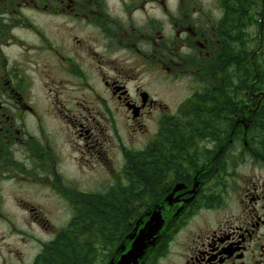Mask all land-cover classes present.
Instances as JSON below:
<instances>
[{
    "label": "flooded vegetation",
    "instance_id": "af4514ba",
    "mask_svg": "<svg viewBox=\"0 0 264 264\" xmlns=\"http://www.w3.org/2000/svg\"><path fill=\"white\" fill-rule=\"evenodd\" d=\"M262 50L264 0H0V264H41L58 234L31 194L74 208L88 177L104 195L135 185L136 151L157 163L174 127L180 164L151 204L176 184L193 199L143 264H264V139L247 138L264 119V72L248 68ZM151 75L193 77L192 102L173 117Z\"/></svg>",
    "mask_w": 264,
    "mask_h": 264
},
{
    "label": "trees",
    "instance_id": "16d2710c",
    "mask_svg": "<svg viewBox=\"0 0 264 264\" xmlns=\"http://www.w3.org/2000/svg\"><path fill=\"white\" fill-rule=\"evenodd\" d=\"M251 76L256 79L254 72H251ZM261 81L264 85V78L261 79ZM205 101L207 100L205 99ZM196 110H202V107H199V109ZM195 116L201 115L193 114L191 117ZM253 117L261 118V115L255 114ZM257 122H260V125L263 124L262 121ZM178 132L179 131L176 127L169 128L168 133L172 136H168L166 152L163 157H161V155L159 156L157 163L153 161L149 165L146 161L144 152L140 154L141 156H138V159L142 158L143 162L140 161L135 168V174L133 176L135 178H133V184L135 185L123 187L119 195L116 193L105 195L102 204L99 205V207H103L105 213L109 211V213H112L113 215L117 214L119 217L125 216L127 213V220L131 221V218L128 215L133 209L137 211L138 216L141 215L145 208L149 206V198H154L160 194L161 189L158 187V183L161 182L165 175H167L166 177L169 180L168 172H170L171 168H175L176 170L177 166L180 164L179 158L182 155L179 152L177 140ZM183 136L184 148L187 149V147L189 148V144L194 143L195 137L194 135L193 137L187 136L186 131ZM160 158L164 162L161 163ZM177 175H179V172H176V176ZM140 199L145 202H141ZM97 206L98 205L95 207L97 208ZM141 208L144 209L141 210ZM78 210L80 213L86 212L88 214L95 212H90L91 210L85 208H82L81 210L79 206ZM73 223L69 225L71 227L68 226L67 228H63L49 246H45L43 253H41L39 257L41 264H96L98 262L97 256L99 247H94L97 242L95 239L103 238L105 240V245H109L106 240L111 239L113 240L112 245H116L115 241L118 242L121 240V238H123V236L129 231V229L124 230V232L120 230L119 234L116 235L115 230L109 228L110 223H113L112 220H105L102 223H98L90 219H79ZM115 227L117 226L115 225ZM87 231L90 232V234H87ZM84 235H89L88 239H84ZM112 254L113 250H109V252L106 253V257L108 258Z\"/></svg>",
    "mask_w": 264,
    "mask_h": 264
},
{
    "label": "rangeland",
    "instance_id": "374dc122",
    "mask_svg": "<svg viewBox=\"0 0 264 264\" xmlns=\"http://www.w3.org/2000/svg\"><path fill=\"white\" fill-rule=\"evenodd\" d=\"M250 64V66H249ZM259 67V72H264V50H262L261 54H260V58H256L254 59V63L253 60L249 57L248 60V68L249 72H253L254 68H258ZM223 70H221L222 72ZM152 72H159L157 69L153 68ZM150 81L147 84L149 89L151 91L154 92H162L164 94V96L166 97V102L169 105V110L168 113H170V115H176L178 113V111L180 110V108H182L183 110H185L184 106H182L184 103L189 104V102H192L193 100V93L191 92V89L193 88V84H194V78L184 75L181 76L178 80H168L167 82H160V81H156V78L154 76H150L149 77ZM254 79V77L252 78V80ZM191 93V94H190ZM38 95H39V100L43 101V94L41 92V90L38 91ZM191 95V97H190ZM191 98V99H189ZM250 118V117H249ZM256 118V117H255ZM259 118V117H258ZM252 120V119H251ZM263 124L260 125V122H256L254 124H252V126L250 127L249 131H248V137L250 138V134H255V133H259L261 134V137L264 139V119H263ZM121 134L122 136H124V140L125 138V130L121 129ZM142 138L141 139H137L136 141V148H142L143 144H142ZM201 142V141H200ZM252 142V140H250V143ZM143 151H136V159L143 162L142 158L138 159V156H141L140 154ZM121 164L122 161L120 160ZM120 164V165H121ZM122 166V165H121ZM140 166V165H138ZM132 174L134 175V169L131 170ZM104 175V180L108 181V182H112L113 180H108L107 179V175L106 173L103 174ZM175 177V172L174 170H171L170 172H168V178L169 180H173V178ZM115 179V177H114ZM83 189L88 191L87 192V196H88V200L85 203L82 204H78V205H74L72 208L70 204H67L66 202H64L63 198L60 197L57 194H48V195H43L39 192H35L33 194L30 195V198L33 199L35 202H37L44 211V215L46 216V218H48L47 222H49V224H51L52 226L55 227V231L57 229H62V228H67L69 225H71L74 221H78L79 219H84V220H92V221H96L98 223H102L105 220H112L113 223H110V227L111 229L115 230L116 235L119 234V231L121 230L122 232H124V230H128L130 231L131 227L130 223L131 222H135L136 220H139L141 218L142 215H137V211L136 210H132L128 216H130L131 221L127 220V213L125 214V216H121L119 217L117 214L113 215L112 213H109V211H107L105 213V211L103 210V207H99V205L102 204L101 200H104V194H106L107 192V186H105L103 189L100 190V188H98L95 183L91 182V179L88 177L87 180H85V182L82 184ZM194 188V187H193ZM123 188H120L119 190L116 191H112L111 193H116V194H120L121 190ZM105 191L104 194H102L100 191ZM96 191V194H92ZM192 193L193 190L191 191ZM96 195L95 197H93L92 201L90 199V197ZM159 195H157L156 197L152 198V201L150 202V204L158 197ZM141 202H145L144 200L140 199ZM148 201V200H147ZM96 205L97 208L95 207ZM78 206L80 207V209L82 210V208L95 211L94 213H80L78 210ZM95 207V208H94ZM150 206H147V209ZM91 208V209H90ZM144 208H141V210H143ZM146 209V208H145ZM104 211V212H103ZM145 211V210H144ZM143 211V212H144ZM142 212V213H143ZM141 213V214H142ZM92 214V216H91ZM110 215V216H108ZM25 224H28L30 226V229H32V232H34V234L41 239L47 240L48 236L53 233L52 230H43L39 227L38 224H34L33 226L30 225V223H27V221H24ZM74 224V223H73ZM115 225L117 227H115ZM71 227V226H69ZM74 229V226H73ZM26 230V226L25 229ZM52 231L50 234H48V232ZM128 231V232H129ZM127 232V233H128ZM87 234H90V232H86ZM89 235H84V239H88ZM96 245L94 247H99V251H98V256H97V260L98 263H101V261H105L107 259L106 257V253L109 252V250H113L115 248L116 245H112L113 240L111 239H107L106 242L109 245H105V240L103 238H96L95 239ZM8 242H11V240H8ZM40 251V244L38 243H27L25 246V254H27L29 252V255H35ZM32 261V257L29 259V262ZM96 263V264H98Z\"/></svg>",
    "mask_w": 264,
    "mask_h": 264
},
{
    "label": "water",
    "instance_id": "95a60500",
    "mask_svg": "<svg viewBox=\"0 0 264 264\" xmlns=\"http://www.w3.org/2000/svg\"><path fill=\"white\" fill-rule=\"evenodd\" d=\"M184 185L176 184L172 191L165 192L154 202L136 222L132 231L123 239L118 250L108 264H143L163 233L183 213L193 199L174 197ZM198 182L193 192L198 189Z\"/></svg>",
    "mask_w": 264,
    "mask_h": 264
},
{
    "label": "bare ground",
    "instance_id": "6f19581e",
    "mask_svg": "<svg viewBox=\"0 0 264 264\" xmlns=\"http://www.w3.org/2000/svg\"><path fill=\"white\" fill-rule=\"evenodd\" d=\"M233 119V118H232Z\"/></svg>",
    "mask_w": 264,
    "mask_h": 264
}]
</instances>
